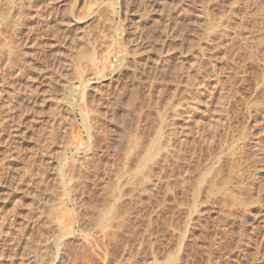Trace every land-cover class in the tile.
Wrapping results in <instances>:
<instances>
[{
  "label": "rangeland",
  "instance_id": "obj_1",
  "mask_svg": "<svg viewBox=\"0 0 264 264\" xmlns=\"http://www.w3.org/2000/svg\"><path fill=\"white\" fill-rule=\"evenodd\" d=\"M108 1L23 0L25 15L13 27L19 28L18 35L14 37L9 26V31L2 30L1 63H6V48L14 45L15 67L7 66L0 74V264H165L177 255L185 236L189 264H207L212 256L210 264H264V0H125L115 13ZM1 6L0 12L7 15ZM203 8L221 25L214 31L228 32L225 39L206 30L199 16ZM72 9L84 20L68 27ZM119 38L128 48L122 66L114 56ZM94 49L101 78L83 61L89 81L83 97L91 103L82 108L81 102H72L80 86L75 68L80 54ZM20 85L21 92L15 94ZM27 92L34 93L31 101ZM220 99L230 106L231 127L224 145L229 167L218 180L223 189L200 195L186 232L200 173L185 191L176 189V196L162 186L165 189L137 192L134 201L128 200L129 188L121 185L137 161L124 163V156L134 139L144 155L164 113L168 131L173 128L189 143H198L197 130L210 133ZM172 105L178 106L179 115ZM87 106L90 122L83 117ZM87 121L96 156L86 152ZM239 139L243 154L234 148ZM88 153L93 154L90 163L85 160ZM208 155L203 150L201 172L212 162L214 156ZM171 180L169 188L174 189ZM118 185L123 197L116 202ZM67 193L79 200V207L70 200L68 206H58ZM73 206L80 212L78 224L70 215ZM108 210L124 218L117 237L106 232L116 220L101 223ZM51 216L74 225L66 249V243L61 247L57 242Z\"/></svg>",
  "mask_w": 264,
  "mask_h": 264
},
{
  "label": "bare ground",
  "instance_id": "obj_2",
  "mask_svg": "<svg viewBox=\"0 0 264 264\" xmlns=\"http://www.w3.org/2000/svg\"><path fill=\"white\" fill-rule=\"evenodd\" d=\"M107 1V0H106ZM124 1L125 0H122V1H120V0H112V1H108L107 2V4L109 5V8L110 9H112V12L113 13H115L116 11H119V8H121L122 6H123V4H124ZM177 1V0H176ZM183 1V0H182ZM105 2V1H104ZM174 2V1H173ZM197 2V1H196ZM209 2V1H208ZM106 3V2H105ZM127 3V2H126ZM180 3V2H179ZM205 3V2H204ZM4 7H2V6ZM176 5H178V3H176ZM0 6L3 8V10H5L6 12H7V15H5V14H3V13H1L0 12V36H2L1 34H2V30H4V28H6V27H10V30H11V28H12V31H13V33L12 34H15V35H13L14 37L15 36H17L18 35V29H13V27H17V24H19L20 22H22V16H23V14H24V8H26V6H25V4L23 3V0H0ZM181 6V5H180ZM75 7V6H74ZM73 7V8H74ZM191 7V6H190ZM109 8H107V9H109ZM27 9V8H26ZM180 9H182V8H180ZM198 9V8H197ZM185 10V9H184ZM187 10V9H186ZM14 11H17L18 12V14H17V12H16V14H17V16L18 17H16V16H14V14H13V12ZM95 11V10H94ZM200 11V10H199ZM69 12V11H68ZM76 10L75 9H72L71 11H70V19L69 20H67V22H65V24H67L68 25V27L71 25H74L75 23H81L83 20H84V18H81L79 15H76ZM99 12V11H98ZM183 12V11H182ZM52 13V12H51ZM51 13L49 14V16H51ZM186 13V12H185ZM202 15H199V16H201L203 19H204V22H205V28H206V30L208 31H211V33H213V34H216V36H221V38H226V36H228L227 34H228V32L226 33L225 31H222V32H220L219 30V32H220V34H218L216 31H214L213 29H215L216 27H220L219 26V22H213V20L210 18V15H209V11H208V9L207 8H203V12H202V10H201V12H200ZM108 14V13H107ZM25 15V14H24ZM48 15V14H47ZM81 15V14H80ZM101 15V14H100ZM16 17V18H15ZM25 17V16H24ZM28 17V16H27ZM57 17V16H56ZM102 17H104L103 15H102ZM200 17V18H201ZM40 18V17H39ZM98 19H101V17L99 18V17H97ZM102 19H104V18H102ZM101 19V20H102ZM48 20V19H47ZM90 20V19H89ZM55 21V20H54ZM72 22H73V24H72ZM101 22V21H100ZM37 23V22H36ZM59 23H60V21H59ZM102 23H103V21H102ZM23 25H24V23H23ZM60 25V24H59ZM96 25V24H95ZM98 25V24H97ZM34 26V25H33ZM70 26V27H71ZM53 27V26H52ZM21 28V27H20ZM125 28V27H124ZM33 29V28H32ZM54 29V28H53ZM67 29V28H66ZM71 29V28H70ZM6 30L7 31H9L7 28H6ZM5 30V31H6ZM34 30H35V28H34ZM119 30H121V29H119ZM171 30V29H170ZM212 30L214 31V32H212ZM33 31V30H32ZM207 31H205V32H207ZM4 32V31H3ZM35 32V31H34ZM117 32V31H116ZM235 32V31H234ZM6 33V32H5ZM4 33V34H5ZM7 34H9V33H7ZM11 34V35H12ZM239 34V33H238ZM207 35H209L210 36V34H207ZM5 36H6V34H5ZM13 36H11L12 38H13ZM4 37V36H3ZM120 37V36H119ZM122 37V36H121ZM212 37V36H211ZM233 37V36H232ZM235 37V36H234ZM236 37H238V35L236 36ZM7 38V43H8V39H10V36H8V37H6ZM123 38V37H122ZM122 38H119V40H120V46H119V48H117L115 51H114V56H115V58L117 59V61L119 62L118 63V65L120 64L121 66L123 65V64H125V60H127L126 59V57H127V55H128V48H126L121 42H122ZM2 39V37H0V40ZM21 40H23L22 38L20 39V42H22ZM223 40V39H222ZM240 40V39H239ZM4 41H6V39H4ZM221 41V40H220ZM227 41V40H226ZM25 42V41H24ZM124 42V41H123ZM227 43V42H226ZM1 45H2V42L0 43ZM20 44V43H19ZM27 43L25 42L24 44H23V46H25ZM220 44V43H219ZM228 44V43H227ZM231 44V43H230ZM224 45V44H223ZM229 45V44H228ZM2 46H4L5 47V45L3 44ZM10 46H12V45H10ZM7 47L6 48V50L8 51H6L7 53L6 54H8V56H6L7 57V59L5 60L6 61V63H1V62H3V54H1V49H0V74L3 72V73H6L5 72V70L7 69V66H8V68H13V66H14V64H13V62H14V59H13V55H14V45L12 46V47ZM230 46V45H229ZM1 47V46H0ZM21 47V46H20ZM205 47V46H204ZM230 47H232V46H230ZM234 47V46H233ZM3 48V47H2ZM5 49V48H4ZM201 49H202V47H201ZM230 49V48H229ZM233 49V48H232ZM232 49L230 50V51H232ZM200 50V49H199ZM204 49H202V51H203ZM210 50V49H209ZM199 52H201V51H199ZM4 53V52H3ZM16 53V52H15ZM22 53V52H21ZM201 53H203V52H201ZM231 53V52H230ZM5 54V55H6ZM24 54V53H23ZM201 55V54H200ZM14 57H15V55H14ZM26 57H27V55H26ZM13 59V60H12ZM98 60H99V58H98V53L96 52V50L94 49L89 55H86V54H83V53H81L80 54V61H79V63H78V66L75 68V75H74V77H76L78 80H79V84H80V86H79V88H78V92L76 93V95H77V97H74L73 99H72V102H74L75 104L76 103H79V102H81V103H83L84 102V104H81L80 103V106L79 107H81L82 105L84 106L85 105V103H86V105H89L91 102L88 100L87 102H90L89 104H87V102H85V100L86 99H84V94H85V92H83L84 90H85V87H87V84L89 83V81H88V79H86V77L84 76V72H83V70H82V64H83V61H84V63L86 62V64L87 65H89L91 68L89 69V68H87V70L86 71H88V69L89 70H92V71H90V72H95V73H97V76L99 75V69L97 68V64L99 63L98 62ZM25 63V62H24ZM28 63V62H27ZM29 64H30V61H29ZM25 65V64H24ZM27 65V64H26ZM21 66H23V65H21ZM15 67V66H14ZM25 67V66H24ZM88 67V66H87ZM9 70V69H8ZM20 72H22V71H20ZM23 72H24V70H23ZM23 72H22V74L20 73V75L21 76H23ZM27 72V71H26ZM89 72V71H88ZM2 73V74H3ZM25 73V72H24ZM1 74V75H2ZM17 74V73H16ZM15 74V75H16ZM26 74V73H25ZM92 74V73H91ZM91 74H90V76H91ZM9 75V74H8ZM18 75V74H17ZM93 75H94V73H93ZM10 76V75H9ZM96 76V77H97ZM66 78V77H65ZM101 77H100V75H99V79H100ZM70 79V78H69ZM3 81V80H2ZM72 81V80H71ZM70 80H69V82H71ZM204 81V80H203ZM202 81V82H203ZM34 82V81H33ZM201 82V81H200ZM66 84V83H65ZM22 85V84H21ZM21 85L19 86V88L17 87L16 88V90H14V92H15V94H19V92H21ZM23 85H24V83H23ZM70 85H72L73 86V84H70ZM199 85V84H198ZM36 86V85H35ZM71 86V87H72ZM217 86V85H216ZM220 86V85H219ZM27 87V86H26ZM89 87V86H88ZM200 87H202V86H200ZM67 88V87H66ZM37 89V88H36ZM72 89H74V88H72ZM30 90V89H29ZM32 90V89H31ZM30 90V91H31ZM75 90H77L76 88H75ZM69 91H70V89H69ZM72 91V90H71ZM8 92V91H7ZM14 92H13V94H14ZM73 92H74V90H73ZM73 92L71 93L72 95H73ZM3 93V92H2ZM26 93V92H25ZM28 93V92H27ZM36 93V92H35ZM197 93V92H196ZM14 94V95H15ZM37 94V93H36ZM23 95H25V94H23ZM27 95V94H26ZM16 96V95H15ZM33 96H34V93L33 92H30V93H28V101H31L32 100V98H33ZM87 95H85V97H86ZM11 97V96H10ZM14 97V96H13ZM72 97V96H71ZM88 97V96H87ZM8 99H9V97H8ZM82 99V100H81ZM181 99V98H180ZM179 99V100H180ZM6 101V100H5ZM4 101V102H5ZM22 101V100H21ZM25 101V100H24ZM196 101V100H195ZM191 102V101H190ZM8 103V102H7ZM11 104H12V102H10ZM22 103V102H21ZM21 103H19V104H21ZM11 104H6V106H8L9 107V105H11ZM14 104V103H13ZM64 105V104H63ZM219 107L217 108V114H218V116L217 117H215L214 119H212L211 121H210V124H209V130H210V133H208L207 131H205V130H197V138L199 139V142L198 143H194V142H192V140H191V142H192V144L191 143H189V141H188V139H186V137L184 138L183 137V134H182V136H179V134L177 135V133H178V131L176 132V130L175 129H173V128H171V130H169L168 131V129L170 128H168L167 129V127L169 126L168 124H167V113H164V114H159V117H158V124H159V126H158V130H157V132H156V134H155V137H154V139H152V141H151V143L149 144L150 146H149V148L147 149V151H145V153H144V155L143 156H141V152H142V150H144L143 148L141 149V144L139 143V141H138V139H134L133 140V142H132V146H131V148L129 149V151L125 154V156H124V163H128V162H132L133 160H136L137 162H136V165H135V169H134V171L131 173V174H129L125 179H124V182H123V184L121 185L122 187L124 186V187H126V188H129L128 190H129V192L131 193L130 194V197L129 198H131V199H128V200H133L132 198L134 197L135 198V196L137 195L136 193L138 192V193H142V192H144V193H149L150 192V190L152 189H155V188H157V187H160V188H162V186L164 187L165 186V188H166V190L167 191H171V190H173V192H172V194L173 195H175L176 193H175V190L176 189H181V190H183V191H185L186 190V187H188L187 185H190L191 184V182H192V180H194L193 178H195L196 176H198V175H196V173H197V171L200 173H198L199 174V176L200 177H198L197 178V187L194 189V193H193V203H194V205H193V207H192V209L189 211V218H188V224H187V227H186V232H188V230H189V227H190V224H191V221L193 220V216H194V214L198 211V203H199V197H200V195L202 194V195H204L203 193H206V194H209L210 193V195L212 196L213 194H216V192H218V191H220V189H223L222 187L220 188V185L221 184H218V180H220V178L222 179V177H221V175H222V173L224 172V168L225 167H227L226 165L228 164L227 163V158H226V156H225V153H226V155H227V152H226V147L224 146L226 143H227V141H226V138H227V136H229V134H228V130H230L229 128L231 127L230 126V124H229V120H230V118L228 117L229 115H228V112H229V108H230V106H229V103H225V102H223V100L222 99H220V101H219ZM13 106V105H12ZM83 106H82V108H83ZM90 106V105H89ZM89 106H87V107H89ZM173 106V105H172ZM178 106H180V104L178 105ZM177 106V107H178ZM191 106V105H190ZM4 107V106H3ZM7 107V108H8ZM16 107V106H15ZM25 107V106H24ZM77 107V106H76ZM87 107H84L85 109H86V111L87 112H85L84 111V113H83V117L85 118V120H87L88 119V121L90 122L91 120H89L90 119V116H89V114H88V112H90L89 110H90V107H89V109L87 108ZM174 107H176V106H173V108H170V109H173V111L177 114L178 113V111L180 110L179 108H174ZM193 107V106H192ZM195 107V106H194ZM12 108V107H11ZM11 108H9V110L7 111V112H9V111H11L10 109ZM81 108V109H82ZM61 109V108H60ZM93 109V108H92ZM91 109V110H92ZM13 110H14V107H13ZM25 110H26V108H25ZM20 111V110H19ZM82 111V110H81ZM6 112V111H5ZM91 112H93V110L91 111ZM17 113H20V112H17ZM97 113V112H96ZM9 114V113H8ZM12 115V114H11ZM178 115H179V113H178ZM93 116H94V114H93ZM6 117H7V115H6ZM5 117V118H6ZM10 117V116H9ZM13 117V116H12ZM20 117V116H19ZM4 118V117H3ZM177 118V117H176ZM8 119V118H7ZM96 120H97V118H95ZM229 119V120H228ZM2 120V119H1ZM6 120V119H5ZM4 120V121H5ZM3 121V122H4ZM87 121V122H88ZM3 122H1V123H3ZM89 122H88V125H89ZM94 122V121H93ZM176 122V121H175ZM5 123V122H4ZM7 124L9 123V122H6ZM53 123V122H52ZM6 124V125H7ZM90 124H92V122L90 123ZM98 124V123H97ZM175 124L176 123H174L173 124V126H175ZM1 125V124H0ZM5 125V126H6ZM87 125V133H88V136H89V143H88V146H87V149H86V152H91L92 150L94 151V145H93V143H92V137L94 138V136H93V133H92V127L89 125L88 126ZM3 126V125H2ZM86 127V126H85ZM94 127V126H93ZM95 128V127H94ZM203 129V128H202ZM3 130V129H2ZM95 131H96V128H95ZM99 131V130H98ZM4 132V131H3ZM95 134V133H94ZM187 133H185V135H186ZM179 136V137H178ZM244 137V136H243ZM94 140V139H93ZM140 144V145H139ZM96 147V146H95ZM243 145H242V142H241V140L239 139V141L237 142V144L234 146V148H236L237 150H239V152H240V154L242 153L243 154ZM207 149L208 150V152H209V155H211V156H214V157H212L211 158V156H210V158H211V160H209V161H212V162H210V164L208 163V165L206 166V168L201 172V168H199L200 166H202V165H200L201 164V159H202V152H203V150H205V149ZM245 148V147H244ZM98 150V149H97ZM92 151V152H93ZM96 151V150H95ZM238 152V151H237ZM94 153V152H93ZM207 153V152H206ZM205 153V154H206ZM238 154V153H237ZM240 154H239V156H240ZM93 155V154H92ZM90 156L89 155V153L85 156V160L88 162V163H90L91 161V159H92V161H94L93 160V156H96L97 154H95L94 153V155L93 156ZM208 155V156H209ZM236 156V155H235ZM243 156V155H242ZM241 156V157H242ZM240 157V158H241ZM95 158V157H94ZM209 159V158H208ZM233 159V158H232ZM231 159V160H232ZM236 159V158H235ZM242 159H244V158H242ZM208 161V162H209ZM229 162V161H228ZM230 163V162H229ZM85 164V163H84ZM83 164V165H84ZM88 165H90V164H88ZM206 165V164H205ZM81 166H82V164H81ZM100 166V165H99ZM108 166V165H107ZM203 167H205V166H203ZM228 167H229V165H228ZM227 167V168H228ZM106 169H107V167H106ZM226 169V168H225ZM92 171V170H91ZM227 171V170H226ZM196 175V176H195ZM222 176H224V174L222 175ZM172 178V180L171 181H173L174 182V189H171L172 187H170L169 188V186L171 185V182H169L168 180L169 179H171ZM62 181V184H63V186H64V188H65V180L64 179H62L61 180ZM223 181V180H222ZM221 182V181H220ZM222 183V182H221ZM62 184H61V186H62ZM76 185V184H75ZM192 185H194V184H192ZM223 185V184H222ZM74 186V185H73ZM195 186H196V184H195ZM69 187V186H68ZM79 187V186H78ZM63 188V187H62ZM70 188H71V186H70ZM165 188H162V189H165ZM66 189V188H65ZM74 190L76 189V188H73ZM78 189V188H77ZM121 187L118 185V187L115 189V192H114V196H115V201L116 202H118V200H119V197H120V199L123 197H121V194L122 193H120V194H118L119 193V191L121 192ZM64 190V189H63ZM66 192H68L67 190H65ZM73 191V190H72ZM126 191V190H125ZM153 191H155V190H153ZM157 191V190H156ZM228 192V194H230L229 192L230 191H227ZM71 193V192H70ZM74 193V192H73ZM128 193V192H127ZM158 193V192H157ZM168 193H170V192H168ZM66 194V193H65ZM155 194V193H154ZM227 194V193H226ZM67 195L69 196V193H67ZM74 195V194H73ZM125 195V194H124ZM151 196H152V194H150ZM177 195V194H176ZM175 195V196H176ZM68 196H67V200L66 199H64V200H59V205L58 206H61V207H64V206H68V202H70V205L71 204H73L74 206H77V207H79V203H78V201L77 200H73V199H71V197L69 196V198H68ZM127 196H129V194L127 195ZM138 196V195H137ZM172 196V195H171ZM124 197H126V196H124ZM140 197V196H139ZM138 197V198H139ZM149 197V196H148ZM161 197V196H160ZM165 197V196H164ZM170 197V196H169ZM174 197V196H173ZM209 197V196H208ZM232 197H233V194H232ZM152 198V197H151ZM155 198V197H154ZM210 198V197H209ZM234 198V197H233ZM76 199V198H75ZM78 199V198H77ZM234 199H236V197L234 198ZM68 200H70V201H68ZM149 200V199H148ZM162 200V199H161ZM68 201V202H67ZM134 201V200H133ZM135 201H136V199H135ZM138 201V200H137ZM152 201V200H151ZM236 202H238L237 200H235ZM140 202V201H139ZM165 202V201H164ZM130 203V202H129ZM148 203V202H147ZM156 203V202H155ZM132 204V203H131ZM139 204V203H138ZM157 204V203H156ZM73 206V207H74ZM121 206H123V205H121ZM72 207V208H73ZM117 207V206H116ZM125 207V206H124ZM238 207H239V205H238ZM55 208V207H54ZM70 208V207H69ZM120 208H122V207H120ZM127 208V207H126ZM59 209H60V207H59ZM128 209V208H127ZM55 210V209H54ZM112 210H113V208H112ZM119 210V209H118ZM117 210V211H118ZM122 211H123V209H122ZM130 211V210H129ZM55 212V211H54ZM59 212V213H58ZM58 212H56V213H58V215L60 214V211H58ZM79 212V211H78ZM128 212V211H127ZM53 213V212H52ZM121 213V212H120ZM129 213V212H128ZM127 213V214H128ZM123 214H126V209L124 210V212H123ZM123 214H121V215H123ZM51 215V214H50ZM70 215H72V217H73V219H74V223L76 224L77 222H76V220H77V218H78V216L80 217V212L79 213H77L76 211H75V207L73 208V209H71L70 210ZM129 215V214H128ZM125 216V215H124ZM127 216V215H126ZM125 216V217H126ZM2 218H4V217H2ZM128 218V217H127ZM48 219L50 220V222L52 223V224H54V227L56 228V230H57V233L59 234V236H57V242H60V244H59V246H61V243H62V245H63V242H64V244L66 243L65 242V240H67L68 238H71V237H73V235H72V228L70 227L71 225H72V223L71 224H69V223H64V220H63V222L62 221H60L61 219L59 218V216H54V217H48ZM118 219V220H117ZM1 220H3V219H1ZM4 220L5 221H7L5 218H4ZM109 220H116L115 221V223L113 224V225H111V226H105L106 228H107V230L109 231H107L106 230V232L109 234V235H111L112 234V236H116V234L119 236V234L117 233L118 232V230H120V231H122V229H121V227H123V225L125 224V223H123L124 222V218L123 217H120V214L118 215V214H115V216H114V213L112 212V211H106V212H104L103 214H102V221H101V223L102 224H104V223H106V222H108ZM72 221V220H71ZM129 221V220H128ZM131 221V220H130ZM2 222H4V221H2ZM49 222V223H50ZM193 222V221H192ZM4 223H6V222H4ZM109 223V222H108ZM78 224V223H77ZM3 225H5V224H3ZM72 226H74V225H72ZM77 226V225H76ZM129 226V225H128ZM105 227H104V230H105ZM120 228V229H119ZM76 230V229H75ZM125 230V229H124ZM133 230V229H132ZM103 231V230H102ZM73 232H76V231H73ZM107 233H105V234H107ZM111 233V234H110ZM121 233V232H120ZM185 235V232L184 233H182V235ZM72 235V236H71ZM75 235V234H74ZM88 235V234H87ZM151 235V234H150ZM108 235H106V237L105 238H110L111 239V236L110 237H107ZM124 236V235H123ZM76 237V236H75ZM78 237H79V235H78ZM81 237V236H80ZM85 237V236H84ZM117 237V236H116ZM114 238V237H112V239L114 238V239H116V241H117V238ZM121 237V236H120ZM147 237H149V236H147ZM187 237H188V235H187ZM74 238V237H73ZM82 238V237H81ZM185 238H186V236L185 237H182V240H181V242H180V245L177 247L178 248V253H177V255H173V256H167V255H165V256H167L168 258H167V260H165L164 261V263L165 264H189V260L187 261L186 259H188L187 257H186V252H185V250H184V247L186 246V245H184V241H185ZM85 239H87L86 237H85ZM102 239H103V237H102ZM113 239V240H114ZM119 239V238H118ZM146 239V238H145ZM150 239V238H149ZM83 240H84V238H83ZM88 240V239H87ZM87 240H84V241H86L87 242ZM109 240V239H108ZM69 241V240H68ZM110 241V240H109ZM81 242V241H80ZM115 242V241H114ZM108 243V242H107ZM139 243H140V241H139ZM110 244V243H109ZM66 245H68L67 243L65 244V249H66ZM83 245H84V243H83ZM115 245V244H114ZM116 245H118V244H116ZM222 245V244H221ZM143 246V243L141 244V247L138 249V252H139V250H142L144 247H142ZM164 246V245H163ZM168 246V245H167ZM62 247V246H61ZM116 247V246H115ZM148 247V246H147ZM146 247V248H147ZM151 248H152V246H151ZM154 248V247H153ZM152 248V249H153ZM59 249V248H58ZM64 249V248H63ZM150 249V248H149ZM208 249V248H207ZM62 250V249H61ZM136 250V249H135ZM134 250V251H135ZM154 250V249H153ZM63 251H66V250H62V252ZM137 252V251H136ZM136 252H134V253H136ZM154 253H155V250L153 251ZM110 253V252H109ZM144 253V252H143ZM170 253V252H169ZM168 253V254H169ZM175 253H176V251H175ZM182 253H183V255H182ZM146 254V253H145ZM158 254V253H157ZM106 255V254H105ZM156 255V254H155ZM187 256H190L191 257V255H188L187 254ZM132 257V256H131ZM209 257V256H208ZM106 259V258H105ZM130 259V258H129ZM128 259V260H129ZM212 260H213V256H212V258H211ZM211 259H209V261H208V263L210 264L211 263ZM127 260V259H126ZM215 260V259H214ZM108 262H110V261H108ZM107 262V263H108ZM136 262V261H135ZM194 262V261H193ZM207 262V261H206ZM133 263V262H132ZM192 263V262H191ZM207 263V264H208ZM18 264V263H17ZM20 264V263H19ZM22 264V263H21ZM106 264V263H105Z\"/></svg>",
  "mask_w": 264,
  "mask_h": 264
}]
</instances>
